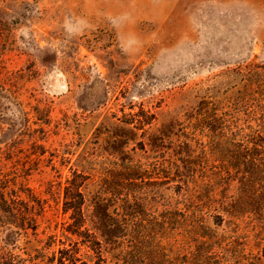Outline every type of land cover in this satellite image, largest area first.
Instances as JSON below:
<instances>
[{
    "label": "rangeland",
    "instance_id": "obj_1",
    "mask_svg": "<svg viewBox=\"0 0 264 264\" xmlns=\"http://www.w3.org/2000/svg\"><path fill=\"white\" fill-rule=\"evenodd\" d=\"M204 101L239 127L264 121V0H0V195L14 201H0V246L34 255L60 234L67 179L91 191L130 158L168 159Z\"/></svg>",
    "mask_w": 264,
    "mask_h": 264
},
{
    "label": "trees",
    "instance_id": "obj_2",
    "mask_svg": "<svg viewBox=\"0 0 264 264\" xmlns=\"http://www.w3.org/2000/svg\"><path fill=\"white\" fill-rule=\"evenodd\" d=\"M173 136L162 137L174 145L168 159L150 165L130 158L106 168L90 183L95 190L67 179L61 221L52 214L60 234L34 255L0 246V264H151L158 252L162 264H264V121L239 127L204 101ZM155 177L162 202L151 216L145 188ZM9 200L1 193L2 203ZM38 215L44 218L43 209Z\"/></svg>",
    "mask_w": 264,
    "mask_h": 264
}]
</instances>
